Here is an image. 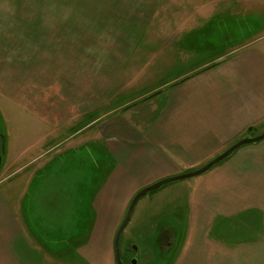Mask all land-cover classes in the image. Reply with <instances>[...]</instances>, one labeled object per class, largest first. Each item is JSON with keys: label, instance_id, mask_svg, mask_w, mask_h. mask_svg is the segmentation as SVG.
<instances>
[{"label": "rangeland", "instance_id": "1", "mask_svg": "<svg viewBox=\"0 0 264 264\" xmlns=\"http://www.w3.org/2000/svg\"><path fill=\"white\" fill-rule=\"evenodd\" d=\"M179 23L186 27L177 32ZM262 31L264 0H0V118L7 151L0 178L16 173L14 179L39 167L31 165L17 171L19 141L23 142L21 146L38 143L37 149L31 151L34 156L40 152V142L45 150L53 133L60 132L57 153L46 155L52 159L37 173L40 180L35 185L49 175L67 173L68 185L73 179L74 259L70 261L69 256L56 264H95L80 258L77 243L91 215V222L95 221L97 210L94 213L90 206L91 191L103 187L105 173L114 164L112 153L102 142L67 144L87 137H104L103 123L113 113L105 109L115 95L134 99L131 96L150 92L159 82L177 77L191 62H205L222 50L254 39L252 36ZM171 42L179 52L173 56L174 66L164 71L158 68L163 55L156 52L168 48ZM206 49L210 51L203 53ZM145 71L164 72L158 75L162 76L161 81L155 78L147 87H137L136 80ZM138 104L132 102L130 108ZM86 127L89 130H84ZM74 132L79 135L72 138ZM65 140L69 141L62 144ZM181 181L164 184L137 200L119 237L120 255L121 251L130 252L129 246L135 247L131 255H121L124 264L171 263L176 245L168 244L177 243L183 235L185 199L177 203L176 209L166 203L155 205L163 199L165 187ZM31 210L27 217L32 221ZM43 218L50 220L46 214ZM235 218L247 219L251 226L250 233L244 230L238 240L253 239L252 227L256 223L251 219L252 213ZM225 220L217 217L211 236L224 235ZM243 225L247 226L245 222ZM69 226L68 221V229ZM47 227L58 229L61 224ZM93 233L91 226L81 241ZM238 235L236 230L234 236ZM22 243L20 239L18 245ZM32 252L25 254L33 263L54 264L44 250H35V256Z\"/></svg>", "mask_w": 264, "mask_h": 264}, {"label": "crops", "instance_id": "2", "mask_svg": "<svg viewBox=\"0 0 264 264\" xmlns=\"http://www.w3.org/2000/svg\"><path fill=\"white\" fill-rule=\"evenodd\" d=\"M185 27V23H179L177 32ZM252 38L205 62H191L177 77L159 82L150 92L131 96L134 99L115 95L105 109L113 113L103 123L102 139L87 137L62 143L79 146L99 141L114 157L103 187L91 191L90 206L97 213L94 222L92 215L89 217L77 243L81 259L95 264L114 263L113 234L137 189L196 169L244 135L264 132V31ZM171 43L156 52L163 55L158 68L164 71L174 66L173 56L179 52ZM163 72L145 71L135 84L147 87L155 78L161 81L162 76L158 75ZM132 102L139 104L130 108ZM88 127L84 130L91 129ZM59 133L55 131L52 140L45 143L46 152L40 142V152L34 156L31 151L37 149L38 143L21 146L23 142L19 141L17 171L31 165L39 167L14 179L16 173L0 178V264H35L25 251L31 250L35 256L38 249L48 253L47 258L54 264L65 262L69 256L70 261L74 259L72 177L68 185L67 173L49 175L35 186L40 180L37 173L52 159L46 155L57 153ZM78 133H71L72 138ZM3 183L6 185L2 188ZM168 186L155 206L166 203L176 209L181 199L186 204L183 235L177 243L168 244L176 245L170 264H264V139L239 147L202 175ZM31 208L32 221L27 217ZM242 213H252L251 219L256 223L251 240H238L244 230L250 233L251 227L247 219L235 218ZM44 214L50 220H45ZM217 217L226 218L222 224L224 235L211 236ZM55 224H61V228L47 227ZM91 226L93 235L88 234L82 242ZM236 230L238 236H234ZM20 239L23 245H18Z\"/></svg>", "mask_w": 264, "mask_h": 264}, {"label": "water", "instance_id": "3", "mask_svg": "<svg viewBox=\"0 0 264 264\" xmlns=\"http://www.w3.org/2000/svg\"><path fill=\"white\" fill-rule=\"evenodd\" d=\"M263 139H264V132L259 133L257 135H248V134L244 135L243 137L239 138L238 140L234 141L229 146H227L223 151H221L220 153H218L217 155H215L214 157L209 159L202 166H200L196 169L190 170V171L178 173L176 175L163 177L159 180H156V181L138 189L135 192V194L131 197V199L129 200L127 207L125 209V212H124V214H123L120 222L118 223V225L114 231V234H113L112 249H113L114 264H124V262L121 258V255H120L119 237H120V234H121L123 228L125 227V225L129 221V218L131 216V213H132V210H133L135 203L137 202V200L142 195H144L147 192L156 190V189L162 187L164 184H168V183L179 181V180H186L189 178H193V177H197L199 175H202V174L208 172L211 168H213L216 164H218L222 160L231 156L234 153V151L236 149H238L239 147H241L243 145H247V144L257 143ZM132 262L134 263V260H132Z\"/></svg>", "mask_w": 264, "mask_h": 264}, {"label": "flooded vegetation", "instance_id": "4", "mask_svg": "<svg viewBox=\"0 0 264 264\" xmlns=\"http://www.w3.org/2000/svg\"><path fill=\"white\" fill-rule=\"evenodd\" d=\"M1 119L2 118H0V169H1L3 161L5 160V155H6V133H5L4 125H2L3 123L1 121ZM129 249H130V252H128V253L131 255V253L133 252V249H135V247L133 245H131V246H129ZM128 253H127V251L126 252L121 251V255H123L124 257ZM131 259H132V257L130 258V260Z\"/></svg>", "mask_w": 264, "mask_h": 264}, {"label": "trees", "instance_id": "5", "mask_svg": "<svg viewBox=\"0 0 264 264\" xmlns=\"http://www.w3.org/2000/svg\"><path fill=\"white\" fill-rule=\"evenodd\" d=\"M217 165V164H216Z\"/></svg>", "mask_w": 264, "mask_h": 264}]
</instances>
